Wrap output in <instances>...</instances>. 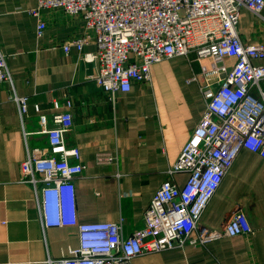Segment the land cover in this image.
Wrapping results in <instances>:
<instances>
[{
  "label": "crops",
  "instance_id": "obj_1",
  "mask_svg": "<svg viewBox=\"0 0 264 264\" xmlns=\"http://www.w3.org/2000/svg\"><path fill=\"white\" fill-rule=\"evenodd\" d=\"M38 0H0V49L13 79L0 90V264H48L80 246L77 227H51L57 214L53 199H39L21 182V163L30 147H47L40 133V114L49 119L73 102L74 127L68 147L81 152L84 174L76 181V213L81 223H122L128 237L143 225L146 209L180 157L205 112L197 79L213 60L195 53L163 60L150 79L133 82L132 90L112 98L98 87L97 63L83 51L64 45L84 35L83 24L58 10H45L47 28L37 36L31 11ZM238 32L244 43L264 45V13L243 9ZM235 59H227L232 67ZM264 66V57L253 61ZM210 74V73H209ZM226 75H213L219 87ZM14 95L28 98L22 121ZM36 107L40 108V114ZM201 218L203 226L222 229L243 214L252 232L225 237L208 247L192 246L143 255L132 264H264V158L243 150ZM189 175L178 174L183 188ZM69 213V205L66 213Z\"/></svg>",
  "mask_w": 264,
  "mask_h": 264
},
{
  "label": "built area",
  "instance_id": "obj_2",
  "mask_svg": "<svg viewBox=\"0 0 264 264\" xmlns=\"http://www.w3.org/2000/svg\"><path fill=\"white\" fill-rule=\"evenodd\" d=\"M243 9L263 18L264 0H38L31 14L38 20L37 36L47 28L45 10H60L83 24L84 35L64 45L83 51L97 63L95 81L112 98L132 90L133 82L150 79L154 64L174 57L210 58L209 73L198 82L205 112L178 160L146 209L141 228L128 237L122 223H81L76 213V181L84 174L81 152L68 147L66 136L74 127L72 101L67 111L49 119L40 114V133L47 147H30L26 134V157L21 163V182L34 188L46 202L53 199L57 214L51 227H77L80 246L69 256L49 259L48 264H132L143 255L192 246L208 247L215 241L252 232L241 213L218 230L201 218L243 150L264 158V66L253 61L264 57V45L246 44L238 32ZM227 59H235L232 67ZM224 73L223 83L211 77ZM13 87L5 54L0 49V90ZM22 121L28 98L14 95ZM189 175L181 188L175 177ZM69 205V213L66 206Z\"/></svg>",
  "mask_w": 264,
  "mask_h": 264
}]
</instances>
